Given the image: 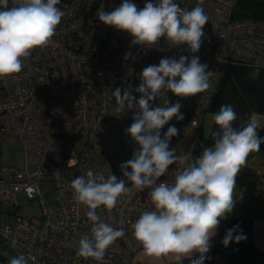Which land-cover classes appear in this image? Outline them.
Instances as JSON below:
<instances>
[{"label": "built area", "instance_id": "obj_1", "mask_svg": "<svg viewBox=\"0 0 264 264\" xmlns=\"http://www.w3.org/2000/svg\"><path fill=\"white\" fill-rule=\"evenodd\" d=\"M143 7L147 0H132ZM181 8L191 10L197 0H176ZM234 0H204L209 17L203 30L202 44L197 53L186 45L169 48L165 40L153 48L131 45V36L102 24L97 11L105 0H60L57 5L65 15L57 26L50 45L34 49L23 60L21 72L0 78V148L3 140L13 141L23 148L20 168L2 165L0 157V240L19 254L36 257L29 264H98L76 255V242L90 234L88 209L73 199L70 183L91 169L107 178L110 174L123 177L120 165L132 158L139 146L126 134L137 109L114 112L112 93L120 89L135 92L142 71L141 65H158L161 58L181 55L198 56L207 64L211 87L196 96L177 97L170 91L151 102L152 107L179 102L184 119L175 117L161 129V137L169 126L179 132L169 148L178 156L192 151L193 158L207 147L201 135V125L226 65L245 66L252 74L264 69V19L231 20ZM126 53L131 55L125 59ZM83 140V145H77ZM180 165L169 166L157 183H173ZM130 171V169H129ZM52 181L54 199L45 203L39 190L43 181ZM129 186L130 183H129ZM148 189L122 196L112 210L97 209L101 220L124 230V236L110 246L102 264H131L142 247L132 235L131 223L152 205ZM23 193L38 199L42 223L37 225L16 212L15 195ZM46 232L42 235V229ZM229 229L219 226L213 251L215 264H226L222 240ZM16 247H12V242Z\"/></svg>", "mask_w": 264, "mask_h": 264}, {"label": "clouds", "instance_id": "obj_2", "mask_svg": "<svg viewBox=\"0 0 264 264\" xmlns=\"http://www.w3.org/2000/svg\"><path fill=\"white\" fill-rule=\"evenodd\" d=\"M204 0H197L191 10L181 8L176 0H147L141 8L132 0H122L111 11L103 6L97 11L99 21L131 36V45L143 48L156 47L163 38L169 48L186 45L197 53L204 36L203 27L209 21L203 8ZM60 0H0V78L21 72L23 60L34 49L51 44L57 26L65 13L57 7ZM131 53H126L127 59ZM198 56L181 55L161 58L158 65H148L140 75L135 92L121 93L116 89L114 112L125 114V109H137L133 123L126 130L139 147L132 158L120 165L123 177L96 174L89 169L70 183L73 199L85 206L90 234L82 236L75 245L76 255L102 264L106 250L124 236L122 228H114L101 220L97 209L112 210L122 196L148 189L152 209L143 211L130 227L135 240L145 255L161 258L173 256L177 264L188 259L190 264H204L212 247L220 223L232 214L236 199V177L249 155L259 152L264 137V116L252 111L239 129L235 128L237 113L232 105H222L213 114L217 131L212 133L214 144L193 158L192 151L178 156L170 149L171 139L179 130L169 126L161 137V129L176 118L183 120L179 102L152 107L151 102L167 92L177 97H191L211 87L212 71L207 70ZM181 166L174 182L157 183L166 175L169 166ZM130 169V171H129ZM129 183L131 186H129ZM239 225L228 229L223 240L225 247L240 243L246 237ZM16 247V242H12ZM36 257L20 254L9 259L8 264H29Z\"/></svg>", "mask_w": 264, "mask_h": 264}, {"label": "crops", "instance_id": "obj_3", "mask_svg": "<svg viewBox=\"0 0 264 264\" xmlns=\"http://www.w3.org/2000/svg\"><path fill=\"white\" fill-rule=\"evenodd\" d=\"M230 18L232 20L264 19V0H234ZM225 104L232 105L237 113V120L233 125L237 129L252 111L264 116V69L252 74L245 66L224 67L201 125V135L207 147L213 146L212 133L218 130L213 114ZM258 134L264 137V129H258ZM234 198L236 199L234 210L223 222L240 220L233 226H242L238 231L246 239L240 243L233 242L225 249L226 264H258L257 259L247 253L244 244L251 243L255 248L264 250V143L261 144L259 152L249 155L246 164L237 175ZM218 234L219 231L212 239V247L206 254L207 259L204 264H215L212 255ZM18 255L20 254L15 249L5 244L3 247L0 246V264H8L11 257ZM131 264H177V262L171 255L161 258L149 257L141 249L134 255ZM183 264L190 262L185 259Z\"/></svg>", "mask_w": 264, "mask_h": 264}, {"label": "rangeland", "instance_id": "obj_4", "mask_svg": "<svg viewBox=\"0 0 264 264\" xmlns=\"http://www.w3.org/2000/svg\"><path fill=\"white\" fill-rule=\"evenodd\" d=\"M106 6L109 10L114 9L122 3V0H105ZM232 20V19H231ZM208 25L205 24L203 30H206ZM147 64L141 65L144 69ZM139 73L134 75V78H140ZM83 145V140L77 145V149H80ZM1 163L7 167L20 168L23 164L24 153L23 148L9 140H3L0 148ZM39 190L42 195L43 201L49 203L54 199V186L52 181H43L39 184ZM9 211L16 212L19 215L25 217L26 219L32 221L37 225H41L42 221V210L38 199H29L23 193H17L15 195V205L8 208ZM46 232V229H42V235ZM4 242L0 240V246L3 247Z\"/></svg>", "mask_w": 264, "mask_h": 264}, {"label": "trees", "instance_id": "obj_5", "mask_svg": "<svg viewBox=\"0 0 264 264\" xmlns=\"http://www.w3.org/2000/svg\"><path fill=\"white\" fill-rule=\"evenodd\" d=\"M235 222H240V220L225 221V223L228 225L229 229L233 228V224ZM241 229H242V226H239V230H241ZM244 247L250 256L257 259L258 264H264V250H260V249L255 248L251 243L244 244Z\"/></svg>", "mask_w": 264, "mask_h": 264}]
</instances>
